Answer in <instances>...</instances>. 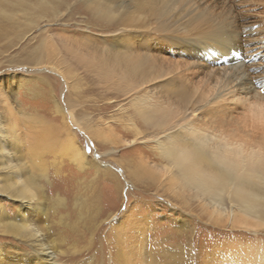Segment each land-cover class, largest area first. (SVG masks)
<instances>
[{"label": "rangeland", "instance_id": "rangeland-1", "mask_svg": "<svg viewBox=\"0 0 264 264\" xmlns=\"http://www.w3.org/2000/svg\"><path fill=\"white\" fill-rule=\"evenodd\" d=\"M50 1L63 12L57 22L48 29L10 32L12 38L0 42V79L32 78L19 87L20 100L50 124L67 123L90 157L88 167L74 161L63 148L68 138L63 130L61 145L45 156L46 172L36 166L29 170L42 193L37 198H42L37 224L50 249L57 250L60 264H121L112 250L118 230L127 241L138 234L142 246L135 247L133 256L140 264L148 259L147 264H264V220L239 206L230 217L179 177L168 183V162L156 143L168 142L167 136L181 126H194L216 140L254 151L264 164V0H181L176 6L170 2L173 9L166 16L137 14L128 27L97 17L85 0ZM132 5L133 0H127L126 6ZM23 16L18 13L20 21ZM41 44L48 51L61 50V69L71 71L73 78L52 71V63L61 61L56 57L44 69L30 63L27 51ZM116 45L146 53L151 75L147 83L135 81L132 87L94 70L97 50ZM104 68L107 73L111 66ZM240 72L246 75L247 88L230 82ZM75 82L78 87L72 88L69 83ZM70 99L76 104L73 111ZM58 102L67 120L54 111ZM134 104L154 108L164 126H149ZM136 161L147 170L140 179L151 182V190L123 170L122 164ZM2 196L9 213L18 214L19 204ZM137 215L145 218L136 222ZM138 226H144V233ZM0 245L12 256L32 257L36 249L1 231Z\"/></svg>", "mask_w": 264, "mask_h": 264}, {"label": "bare ground", "instance_id": "bare-ground-1", "mask_svg": "<svg viewBox=\"0 0 264 264\" xmlns=\"http://www.w3.org/2000/svg\"><path fill=\"white\" fill-rule=\"evenodd\" d=\"M85 1L97 17L104 20L115 19L116 23H119L118 25L126 27L129 26V23L136 21L137 14L148 13L149 16L160 18L171 12L173 6L181 3V0H133V5L129 8L126 6L127 0ZM170 2L174 3L173 6L169 5ZM18 13L25 15L22 17V21L18 19ZM62 15L63 12L50 0H0V42L8 39L10 32L30 31L34 28L41 29L43 26L47 28L51 23L57 22ZM44 20L47 22L41 25ZM28 24L33 25L28 30H23ZM222 39L231 40V37L224 36ZM216 42L224 43L221 40ZM232 46L233 44H231V48ZM23 48L26 49V46ZM231 48L226 47L225 51L229 49L228 52H231ZM56 49L48 51L46 45L41 44L34 50L27 51V59L29 58L35 68L41 66L38 68L44 69L51 63V59L56 57L61 60L57 62L60 66L56 65L57 63H52V71L57 74L63 73L67 79L73 78L71 71L65 73L61 69L65 60L61 50L57 51ZM0 53H2L1 50ZM97 53L99 59L95 61L94 70L102 73L107 79L115 75L120 81L133 87L135 81L143 84L151 78L147 67L146 53L136 54L122 45L113 46L111 50L99 48ZM59 54L61 58L58 56ZM76 60L79 61V57H76ZM92 65L94 64L92 63ZM104 66H111V69L106 73ZM234 67H237L235 68L237 71L246 72L244 69L241 70V65ZM243 72H240L238 78L230 82L234 81L235 85L239 84L240 87L247 88L250 85L249 82H245L246 75ZM31 79L26 76H10L9 79H0V192L3 193V196L2 194L0 196L19 204L16 212L18 214L13 216L5 208L2 200L0 201V231L3 234L19 237L22 242H27L36 249L33 250L32 257L28 253L12 256L0 245V264H60L57 259V250L50 249L46 236L37 224L39 215L35 214H39L38 210L42 204V198H37L42 193L38 192L39 183L29 170L36 166L40 172H46L45 156L49 152H54L55 148L61 145L63 130H66L68 134L67 141L65 139L63 142V148H66L65 150L74 161L79 164L83 163V167L91 165L89 161L86 162L87 159H90L89 155L78 144L67 123H64L63 127L54 125V123L50 124L47 118L36 112V114L32 113V108L27 107L20 100L19 87L27 86L26 83ZM33 80L36 79L33 78ZM69 84L72 88L78 87L77 82ZM43 90L39 91V96ZM259 95L261 97L263 93L261 94L260 91ZM70 102L69 109L73 111L76 104L71 99ZM134 107L136 114L149 126H164V119L157 118L155 109L151 106L134 104ZM55 110L63 116L64 120H67L68 116L61 103L55 104ZM167 141L156 139L160 157L168 162L165 165L169 173L167 182L170 180L172 182L174 177H179L184 185L199 189L200 194L209 199L213 206L223 213H229L230 217L238 213H236L235 207L239 206L242 211L264 220V164L262 165L254 157V151L245 152L239 146L216 140L215 135L200 132L194 126H181L179 130L167 136ZM122 166L123 170L129 173L128 176L132 175L134 180L137 179L135 181L142 178V170L144 173L147 171L146 169L141 170L142 162L139 165L137 161L124 163ZM27 172H29L28 176ZM42 175L44 174L42 173ZM141 181L145 189L151 190V182ZM116 185H119L118 181H116ZM227 203L230 204L228 208ZM130 208V206L127 207L123 215ZM144 218L137 215L134 216V221L140 222ZM257 222L258 224L262 223L261 221ZM136 227L137 224H135V229ZM138 227L140 232L144 233V226ZM130 236L132 237L131 241H127L125 234L122 231H117L114 240L116 246L112 248L117 254L115 260L120 261L121 264H140L134 260L133 254L136 248L142 246V242L136 232ZM150 259L154 261L153 257ZM11 260H15V262H10ZM147 263H149V259L146 260L145 264Z\"/></svg>", "mask_w": 264, "mask_h": 264}]
</instances>
